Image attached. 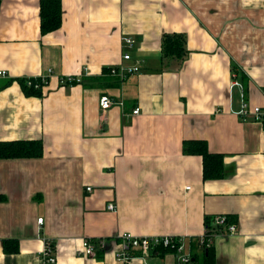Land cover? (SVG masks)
<instances>
[{
    "label": "crops",
    "instance_id": "0c3cea01",
    "mask_svg": "<svg viewBox=\"0 0 264 264\" xmlns=\"http://www.w3.org/2000/svg\"><path fill=\"white\" fill-rule=\"evenodd\" d=\"M61 7L60 27L41 34L39 0H0V141L43 145L38 157L0 158V264H51L42 256L49 243L54 264H127L116 256L123 232L180 236L186 264H202L197 239L215 215L237 229L212 236L214 264H264V126L236 114L242 91L232 83L245 81L244 97L264 104V0ZM171 32L186 37L182 63L162 57ZM134 64L123 81L107 70ZM47 69L40 94H28L19 80ZM61 75L81 80L61 85ZM102 95L123 106L100 108ZM191 139L223 155L221 178L203 179L201 156L182 152ZM7 239L16 252L4 250ZM84 239L104 244L77 255ZM147 262L178 264L170 249Z\"/></svg>",
    "mask_w": 264,
    "mask_h": 264
},
{
    "label": "built area",
    "instance_id": "2783aa9c",
    "mask_svg": "<svg viewBox=\"0 0 264 264\" xmlns=\"http://www.w3.org/2000/svg\"><path fill=\"white\" fill-rule=\"evenodd\" d=\"M123 42L126 45H133L134 40L131 37H123ZM124 59H129L130 55L125 53L123 55ZM139 71V66L134 64L131 66H112L109 68V74L116 76L119 80L123 81L130 76L134 75ZM52 70L47 69L46 73L35 77L33 79H39L42 84L46 82V79L51 74ZM7 72L5 70H0V77H5ZM81 77L78 75H61L59 77V83L61 85L79 83ZM235 85L241 87V103L236 111V114L244 121H255L259 122L264 126V104L255 105L250 104L249 101L244 97L243 86L237 80L232 82ZM25 84L27 87L32 86V79L26 78ZM37 88V85H35ZM113 105L123 106L122 100H117V98L110 97L108 95H102L99 99V106L102 109H107ZM139 108H134L131 113L137 114ZM87 191L91 190V187H86ZM107 209L114 210L115 206L113 203H108L106 205ZM38 223L42 222V217L37 219ZM236 225L229 221L225 215H215L212 217L209 228H204V232L197 239V244L199 246L208 245L211 243L212 236L217 232H228L233 233L236 231ZM210 236L207 237V236ZM121 239V249L116 253L119 259H122L127 264L135 258H139L144 264H150L147 260L152 256L153 253L157 252L160 247L169 248L175 252L176 260L178 264H186L191 260L192 253L185 250L183 238L175 235H152V236H137L129 232H123L119 235ZM208 238V239H207ZM103 241L91 242L90 240L84 239L81 243V249L77 252V255H82L86 257H92L98 248L103 247ZM136 255H134V253ZM42 256L46 262L54 264L56 258L52 254L51 244H47L42 251Z\"/></svg>",
    "mask_w": 264,
    "mask_h": 264
},
{
    "label": "trees",
    "instance_id": "16d2710c",
    "mask_svg": "<svg viewBox=\"0 0 264 264\" xmlns=\"http://www.w3.org/2000/svg\"><path fill=\"white\" fill-rule=\"evenodd\" d=\"M39 28L40 33L45 34L58 29L62 22L61 0H39ZM186 37L183 33L171 32L161 36V53L163 58H174L182 63L187 54ZM109 72V68L107 69ZM32 79V86L27 87L25 79H20V83L28 94L39 95L42 82L39 79ZM246 89V82L243 81ZM37 85V88L36 86ZM41 139H16L0 141V158L15 157H38L42 154ZM182 152L184 154H197L202 158L203 179H218L223 174V155L211 153L207 150L206 143L202 139L183 140ZM5 197L0 194V201ZM211 216L205 217V228L210 227ZM207 237L210 238L208 235ZM208 239V238H207ZM6 252H16L17 243L14 240H3ZM169 248L160 247L158 250L166 251ZM202 264H214V254L212 242L203 245ZM171 250V249H170Z\"/></svg>",
    "mask_w": 264,
    "mask_h": 264
}]
</instances>
